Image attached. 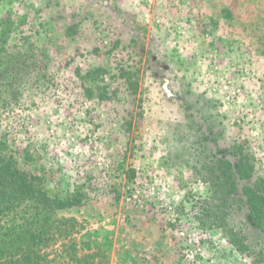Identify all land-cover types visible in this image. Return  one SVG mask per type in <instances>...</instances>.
Masks as SVG:
<instances>
[{"label": "rangeland", "instance_id": "1", "mask_svg": "<svg viewBox=\"0 0 264 264\" xmlns=\"http://www.w3.org/2000/svg\"><path fill=\"white\" fill-rule=\"evenodd\" d=\"M9 18L13 47L35 41L42 76L0 133L50 171L47 187L83 196L56 212L73 220L77 249L107 264H188L182 230L197 264H252L193 206L210 196L202 167L217 157L249 158L264 195V0H2ZM135 192L142 207L127 201Z\"/></svg>", "mask_w": 264, "mask_h": 264}, {"label": "trees", "instance_id": "2", "mask_svg": "<svg viewBox=\"0 0 264 264\" xmlns=\"http://www.w3.org/2000/svg\"><path fill=\"white\" fill-rule=\"evenodd\" d=\"M14 22L0 20V122L21 90L42 76L35 71V41L19 36L13 47L15 34L21 33ZM16 22L20 26L23 20ZM99 74L104 72L95 70ZM9 136L0 133V264H107L104 255L93 260L77 249L72 219H56L58 209L84 204L83 196H61L47 187L50 171L32 167L29 155L17 157ZM239 158L233 163L217 157L202 167L211 193L193 208L204 230L219 231L235 253L264 264L263 187L253 180L249 158ZM133 176L130 171L129 180Z\"/></svg>", "mask_w": 264, "mask_h": 264}, {"label": "built area", "instance_id": "3", "mask_svg": "<svg viewBox=\"0 0 264 264\" xmlns=\"http://www.w3.org/2000/svg\"><path fill=\"white\" fill-rule=\"evenodd\" d=\"M153 189V188H152ZM127 201L134 203L136 207H142L143 201L142 196H139L137 192L131 193L127 197ZM178 236L185 242V249L182 251L184 253L185 261L188 264H197V260L200 254V248L197 243L192 239L190 235H187L184 231L178 230Z\"/></svg>", "mask_w": 264, "mask_h": 264}]
</instances>
